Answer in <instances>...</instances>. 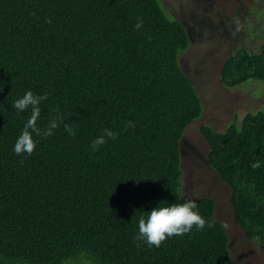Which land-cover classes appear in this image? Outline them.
Returning a JSON list of instances; mask_svg holds the SVG:
<instances>
[{
  "label": "trees",
  "instance_id": "16d2710c",
  "mask_svg": "<svg viewBox=\"0 0 264 264\" xmlns=\"http://www.w3.org/2000/svg\"><path fill=\"white\" fill-rule=\"evenodd\" d=\"M261 35L257 52L244 47L224 60V88L264 83V25ZM190 44L159 0H0V264H238L209 198L195 202L213 228L159 248L134 239L141 215L188 200L180 142L202 113L179 62ZM28 90L48 96L38 127L59 112L76 135L60 124L50 137L34 135L31 156H18L31 109L12 105ZM126 121L135 127L122 131ZM106 128L121 134L92 152ZM199 132L208 165L230 188L234 223L264 248V112Z\"/></svg>",
  "mask_w": 264,
  "mask_h": 264
},
{
  "label": "rangeland",
  "instance_id": "374dc122",
  "mask_svg": "<svg viewBox=\"0 0 264 264\" xmlns=\"http://www.w3.org/2000/svg\"><path fill=\"white\" fill-rule=\"evenodd\" d=\"M167 14L184 23L191 44L179 54L181 68L193 81L202 104L199 119L185 130L180 142L182 196L216 201L214 218L227 224L229 251L238 264H264V248L246 238L234 223L231 191L207 162L208 145L199 128L223 132L229 122L239 125L248 112H264V83L250 81L224 88L219 71L224 60L240 48L257 52L262 43L264 0H159ZM240 21L236 30L234 21Z\"/></svg>",
  "mask_w": 264,
  "mask_h": 264
},
{
  "label": "clouds",
  "instance_id": "9594fccd",
  "mask_svg": "<svg viewBox=\"0 0 264 264\" xmlns=\"http://www.w3.org/2000/svg\"><path fill=\"white\" fill-rule=\"evenodd\" d=\"M34 15V13H33ZM46 23H51V19H46ZM236 30H240V21H234ZM143 26V18L137 17L135 28L139 30ZM48 99L47 94L38 95L28 90L24 95L15 100L12 107L18 112H24L31 109L29 119L24 125V128L14 144V152L16 155L27 154L31 156L34 152L37 142L34 135L47 138L54 135V130L63 124L64 130L70 136L76 135L74 124H66L65 117L59 112L49 121L43 129L37 126V121L40 118V104ZM135 124L132 121H126L122 131H127L128 128H134ZM120 132L111 129H103L101 134L91 141L90 149L92 152L98 151L108 140H116ZM253 169L259 168L260 164L253 163ZM182 177V176H181ZM216 204V203H215ZM214 222L207 221L201 216L197 210V203L194 200H185L183 203H173L171 205L161 206V204L147 212V216L141 215L138 220V234L135 236L136 246L140 247L141 242L149 247H161L168 238L173 236H182L190 233L195 227L197 230H203L205 227L213 228ZM222 227L227 228L225 223Z\"/></svg>",
  "mask_w": 264,
  "mask_h": 264
}]
</instances>
